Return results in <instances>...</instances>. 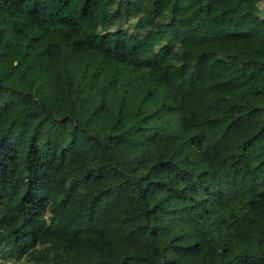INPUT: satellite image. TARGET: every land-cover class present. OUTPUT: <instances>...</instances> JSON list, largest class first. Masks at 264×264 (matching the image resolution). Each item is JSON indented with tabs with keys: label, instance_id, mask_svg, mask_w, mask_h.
Returning <instances> with one entry per match:
<instances>
[{
	"label": "trees",
	"instance_id": "16d2710c",
	"mask_svg": "<svg viewBox=\"0 0 264 264\" xmlns=\"http://www.w3.org/2000/svg\"><path fill=\"white\" fill-rule=\"evenodd\" d=\"M0 256L264 264V0H0Z\"/></svg>",
	"mask_w": 264,
	"mask_h": 264
},
{
	"label": "rangeland",
	"instance_id": "374dc122",
	"mask_svg": "<svg viewBox=\"0 0 264 264\" xmlns=\"http://www.w3.org/2000/svg\"><path fill=\"white\" fill-rule=\"evenodd\" d=\"M0 263H3V264H24L25 261L22 260V261H20V262H15L14 260H4V259H2L1 256H0Z\"/></svg>",
	"mask_w": 264,
	"mask_h": 264
}]
</instances>
